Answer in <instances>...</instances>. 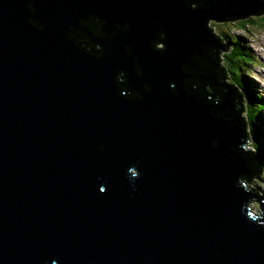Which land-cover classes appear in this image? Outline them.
Listing matches in <instances>:
<instances>
[{
    "label": "water",
    "instance_id": "obj_1",
    "mask_svg": "<svg viewBox=\"0 0 264 264\" xmlns=\"http://www.w3.org/2000/svg\"><path fill=\"white\" fill-rule=\"evenodd\" d=\"M262 14L0 0V264H264L261 170L207 24Z\"/></svg>",
    "mask_w": 264,
    "mask_h": 264
},
{
    "label": "trees",
    "instance_id": "obj_2",
    "mask_svg": "<svg viewBox=\"0 0 264 264\" xmlns=\"http://www.w3.org/2000/svg\"><path fill=\"white\" fill-rule=\"evenodd\" d=\"M253 17L254 16H249L230 21L233 22V25L237 26L238 31L247 30L248 26H253L257 23L264 24V16ZM211 32L213 33V31ZM214 33L220 42L227 44L229 47L228 53L225 55L223 62L221 60L220 63L219 60L222 51H217L214 55L215 61L218 62L221 67L218 70V73L222 70V76L226 80H222L224 84L238 91L241 96L242 104L240 103L238 105V109L242 113L240 114V119L242 120L244 130V149L252 153L257 159L259 168L262 170L260 177L262 181H264V125L262 123L263 116L262 118L259 116L264 114V100L261 98L260 94L256 93L257 90L253 88L252 83L250 82L251 80L247 79L246 73V67L251 65L253 60L249 56V49L244 45L243 38L241 39L238 35L231 37L230 34L225 32L218 33L216 31ZM201 57L203 60L206 58L203 54ZM211 59H213V57ZM203 60H200L203 63L200 67L207 69L209 67V61ZM201 73L207 75V72H200V74ZM199 85L201 97L203 96L207 98L208 95L209 100H211L212 97L215 96V90L211 89L209 85L206 84V81L201 80Z\"/></svg>",
    "mask_w": 264,
    "mask_h": 264
},
{
    "label": "rangeland",
    "instance_id": "obj_3",
    "mask_svg": "<svg viewBox=\"0 0 264 264\" xmlns=\"http://www.w3.org/2000/svg\"><path fill=\"white\" fill-rule=\"evenodd\" d=\"M251 16V15H249ZM264 14L254 16V17H263ZM253 17V18H254ZM232 21L228 22H214L213 20H208L207 24L211 26L212 30L219 32H225L227 34H230L231 37H234L235 35H238V37L243 38V41L246 43L248 49H251L254 55V60H258L262 63L263 66H254L253 63L249 67L248 70H250V77L251 81L254 82L256 86V90L261 92V94L264 96V24L257 23L253 26H248L247 30L241 31L237 30V26L232 24ZM227 54V51L220 53V63L224 61V57ZM218 66L220 67V64L218 63ZM221 68V67H220ZM256 73V74H254ZM224 81H226L224 79ZM242 114V113H241ZM259 116H263L259 115ZM264 119V116H263ZM256 186L254 189H258L256 194L261 195L264 193V181L262 179H259L256 181ZM260 190V191H259ZM257 195V196H258Z\"/></svg>",
    "mask_w": 264,
    "mask_h": 264
},
{
    "label": "clouds",
    "instance_id": "obj_4",
    "mask_svg": "<svg viewBox=\"0 0 264 264\" xmlns=\"http://www.w3.org/2000/svg\"><path fill=\"white\" fill-rule=\"evenodd\" d=\"M262 190H264V189H262Z\"/></svg>",
    "mask_w": 264,
    "mask_h": 264
}]
</instances>
